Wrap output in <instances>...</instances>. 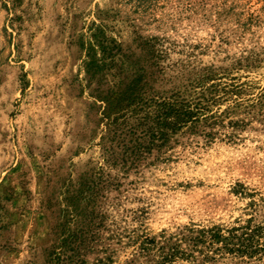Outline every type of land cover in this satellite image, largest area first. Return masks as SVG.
<instances>
[{
    "label": "rangeland",
    "instance_id": "rangeland-1",
    "mask_svg": "<svg viewBox=\"0 0 264 264\" xmlns=\"http://www.w3.org/2000/svg\"><path fill=\"white\" fill-rule=\"evenodd\" d=\"M12 2L0 0V264H50L59 252L63 264L65 249L66 264H124L126 231L229 226L252 200L261 220L264 0ZM97 31L119 52L93 76ZM97 89L126 105L114 111ZM204 90L215 125L178 134L126 173L110 163L119 147L107 124L137 128L162 99L197 102ZM83 220L96 237L78 249L68 242Z\"/></svg>",
    "mask_w": 264,
    "mask_h": 264
},
{
    "label": "trees",
    "instance_id": "trees-1",
    "mask_svg": "<svg viewBox=\"0 0 264 264\" xmlns=\"http://www.w3.org/2000/svg\"><path fill=\"white\" fill-rule=\"evenodd\" d=\"M12 1L15 5L20 0ZM94 35L96 48L101 57L92 61L91 68L93 69V76H98L99 70L104 68L103 59L108 60L116 57L119 46L117 43L105 39L101 31L95 32ZM109 69L113 70L112 67ZM93 76L91 75V77ZM205 78L208 79L209 76H205ZM201 84L200 82L198 85ZM205 90L201 92V100L197 102L194 100L185 101L179 95L162 99L157 105L159 110L155 113L154 121L150 122L149 120L148 122L146 117H142L138 120L139 127L137 125V128L130 127L125 131H118L117 125L115 129H112L111 123L107 124L109 127L108 135L111 134L112 137L110 143L115 141L119 147L118 153L113 149L107 151L111 160L110 163L114 166H120L122 173H126L130 169H135L136 167L133 165L143 160L152 150L156 149L157 153L162 155L165 151L163 149L167 147L169 142L178 141V136L185 133L195 134L194 131L201 127L206 128L215 125L218 117L217 112L210 111L206 107L209 105L208 102L206 105L201 103L204 101ZM96 94L99 101L105 102L114 111H121V108L123 109L126 105L123 104L125 99L121 97L120 92L110 89L106 91L97 89ZM259 97L261 100L264 99V89H262ZM233 103L235 106L238 105L237 101ZM147 104L150 103L144 99L141 108L146 107ZM106 118L109 119V116ZM237 186L240 190L233 188L236 194L253 196L251 193H244L245 188L243 186L237 184L235 187ZM259 201L263 209L262 214H260V221L256 220V216H259V204L252 200L248 203L250 213L247 214V218L238 220L229 226L191 224L179 227L173 232L162 230L155 235L145 231L140 234L137 233V230L126 231L125 236L121 238L126 240L128 246H132L133 252L124 264H212L219 260L229 259L240 264H260L264 259V201ZM85 222L87 220H83L82 227L77 228L69 237L71 239L73 236L75 240L69 241L68 244L77 242L78 249L89 241L93 242L96 237L88 225L89 221L87 225ZM121 238H118L117 241L120 242ZM66 243L63 241L64 245ZM64 251L65 254L63 255L65 256L61 262L63 264L73 262V259L66 256L68 250H63V253ZM54 255L56 257L52 258L50 264H60L57 261L60 252L54 253ZM104 261L111 263V258L106 257ZM99 262L106 264L102 260ZM76 263L84 264V261L81 257H77Z\"/></svg>",
    "mask_w": 264,
    "mask_h": 264
}]
</instances>
